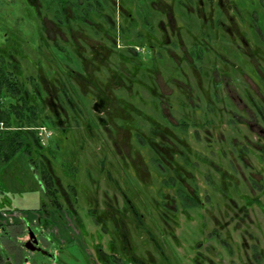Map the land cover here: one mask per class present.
I'll list each match as a JSON object with an SVG mask.
<instances>
[{
    "label": "rangeland",
    "instance_id": "374dc122",
    "mask_svg": "<svg viewBox=\"0 0 264 264\" xmlns=\"http://www.w3.org/2000/svg\"><path fill=\"white\" fill-rule=\"evenodd\" d=\"M38 1L41 14L47 11L45 35L78 40L71 65L48 41L49 46L38 48L41 22L28 0H0V53L15 59L22 79L41 78V89H49L42 120L55 110L64 114L62 123L54 122L60 129L47 127L51 135L43 150L59 178L61 215L47 217L51 204L27 156L17 152L0 168V222L4 216L28 219L39 249H24L27 236L18 240L21 235L10 230L11 242L6 234L4 241L0 237L6 248L0 264L25 259L30 264H104L102 254L111 264H193L198 250L204 255L199 264H264V124L250 102L264 109V43L251 26L256 14L264 23L258 1L150 0L143 17L149 30L133 1L110 0L108 11L117 23L114 46L107 31L92 35L81 24L75 39L56 29L50 10ZM127 22L141 34L126 36L130 44L118 32ZM192 41L210 47L195 62L188 53ZM147 44L153 45V58ZM130 54L149 68H136L127 60ZM65 63L67 79L57 69ZM59 81L70 104L61 97ZM177 122L187 126L172 127ZM155 123L168 128L164 142L178 154L170 157L163 146L162 153L174 163L163 173L154 165L157 153L135 139L136 132L149 137V124ZM154 140L161 142L155 135ZM179 189L196 192L203 208L177 213ZM120 192L138 206L140 226L126 217ZM100 210L107 217L106 231L95 220ZM171 233L177 235L174 241ZM200 238L201 249L196 247Z\"/></svg>",
    "mask_w": 264,
    "mask_h": 264
},
{
    "label": "trees",
    "instance_id": "16d2710c",
    "mask_svg": "<svg viewBox=\"0 0 264 264\" xmlns=\"http://www.w3.org/2000/svg\"><path fill=\"white\" fill-rule=\"evenodd\" d=\"M31 1L32 0H28L30 4H32ZM40 3L46 10H50L48 13H50L53 19V25L56 29H60L64 33L71 32V36L75 34V39L78 38L77 26L81 24L86 25L92 35H98L101 32L107 31L114 46L116 40L114 32L116 31L117 23L114 21L111 11H108V7L111 6L110 0H40ZM46 14L47 11L41 14L40 8H37L36 17L41 22L40 28H38V48L41 49L42 47L49 46V43H51L52 48L57 54H65L69 50V47L79 52V44L76 43L78 40L62 39V41H59L57 40L58 37L53 38L50 35L44 34L45 32L43 31L46 30V26L42 17L48 18ZM139 14L142 19L145 17L143 16L145 12H139ZM145 20L143 19L144 26H146ZM133 27L134 25L132 22L123 23L118 27V32L120 33L123 43L130 42L128 37H126L130 34L134 33L135 38L141 36L139 32L133 30ZM146 28L148 27L146 26ZM148 29L151 30V28ZM131 42L133 43V40ZM139 45H142V43ZM137 56L138 55L130 54L129 57L127 56V60L134 63L136 68L142 69L143 63L136 61ZM14 60L15 59L12 57L5 58L3 54L0 53V122L5 126L4 129H0V168H2L17 152H23L28 158L30 168L41 182L44 195L50 199L55 208L59 209L61 206L57 196L59 189L56 183L53 182V174L49 168L51 161L49 157L43 153L46 145L42 143V140L38 136L37 127H50V125H55L54 127L60 129L54 122L55 119H58L59 123H62L64 114H58V111L55 110L52 116L44 115L42 117L43 120L41 119L44 109V95L47 94V98H50L49 95L51 93L48 88L41 89L38 81L39 79L41 81V78H38L40 77L39 75H37L38 84L33 76L22 79L19 71L15 69L17 65ZM59 84L62 86L60 87L61 97L70 104L71 98L64 84L61 81H59ZM57 99L60 102L63 101L59 96H57ZM61 108L64 109L63 106H61ZM171 125L172 127L187 126L185 122H177ZM149 128V137L144 138L145 136H143L142 132H136L135 139L141 146H151L158 155L159 150H155L156 147L164 146L165 148L169 145L164 141L157 142L154 140V135L158 136L157 129H159V127L157 125L149 124ZM164 133L166 136L169 135L168 130ZM46 151L51 152L48 148ZM161 158H164L167 163H164ZM154 163H156V166L160 168L159 170L163 173L168 167V164H172L173 162L160 152V156L158 155ZM169 179H172V177ZM179 192L181 193H178V195L183 210L189 212L193 208L198 207L199 198L195 193L193 195H188V193L181 189H179ZM190 233L193 236L196 231L190 230ZM195 238H198L197 234ZM198 246H201V240L197 241L196 247Z\"/></svg>",
    "mask_w": 264,
    "mask_h": 264
},
{
    "label": "flooded vegetation",
    "instance_id": "af4514ba",
    "mask_svg": "<svg viewBox=\"0 0 264 264\" xmlns=\"http://www.w3.org/2000/svg\"><path fill=\"white\" fill-rule=\"evenodd\" d=\"M131 1H133L134 2V5L136 6V9H137V11L138 12H145V15H143V16H145V17H147V15H148V13H147V11H149V2H150V0H131ZM258 1V3H259V5H261V7L264 9V0H257ZM32 2V6H33V12H34V14H35V16H36V13H37V7H38V5H39V1L38 0H36V3L35 4H33V0L31 1ZM186 2H188V3H190L189 2V0H186ZM145 24H146V26L148 27V28H150V24H149V22H148V20L146 19L145 20ZM263 25H264V23H263ZM263 25H262V21L260 22L259 20H258V14H256V16L254 17H252L251 18V26L253 27V31H254V33L256 34V36H257V38L259 39V40H261L263 43H264V33H263V30H262V28H263ZM54 38V37H53ZM210 39V38H209ZM63 40H65L64 38H63ZM213 44H215V43H213ZM152 44H147V47L146 48H148L147 49V52H148V54H149V57L151 58L152 57V55H154V53H152V50H151V48H152ZM206 44L204 45L203 43H201V44H197V43H195V42H191V44H190V47L188 48V53L191 55V57H192V59L194 60V62L196 61V60H200L199 59V55H201L202 53H204V51L206 50L205 48H206ZM81 47V46H80ZM216 47H218V44H217V46ZM53 49V48H52ZM91 49V48H90ZM207 49H210V47L209 46H207ZM73 51L76 53V51L73 49H71L70 47H69V50L65 53V54H63L64 55V58L66 59L64 62H68V64H70L71 65V63L72 62H70V60L71 59H73ZM77 55V54H76ZM149 58V59H150ZM153 58V57H152ZM153 61H154V59H153ZM142 67H144V68H149V66L145 63V62H143V66ZM59 71H60V74H62L63 72L66 74L67 73V71H66V63H65V66L63 67V69L62 68H57ZM65 69V70H64ZM69 74L70 73H67V76H66V79L68 78V76H69ZM212 85L214 86V87H216L217 86V83L213 80V83H212ZM217 98V97H216ZM238 101H239V103L240 102H242V98H241V96H238ZM253 105H254V108H255V113H256V115L260 118V120H261V122L264 124V109H262V107L260 106V105H258L256 102H254L253 100H251L250 101ZM155 125H156V123H155ZM158 126V125H157ZM46 127V126H45ZM159 127V129H157V133H158V137H159V139L161 140V142H163L165 139H166V135H165V133L164 132H167V127L165 126V125H161V126H158ZM5 128V126H4V124L2 123V122H0V129H4ZM47 128V127H46ZM48 130V129H47ZM163 130H166V131H163ZM51 135V132H50V130H48V134H47V136L43 139V141H42V143L43 144H45L46 145V140H47V138H49V136ZM166 148V147H165ZM167 148H168V152H167V154L170 156V157H173L174 155H178L177 154V152L176 151H173L172 150V148H170V146H167ZM156 149H158L159 150V153H158V155L160 156V152L162 153V151L164 150L163 149V147H161V146H158V147H156L155 148V150ZM170 153V154H169ZM172 153V154H171ZM50 159V158H49ZM174 164V163H173ZM172 164V165H173ZM154 165H155V167L156 168H158L157 166H156V163H154ZM176 165V164H175ZM119 167H123V169H126L123 165H118ZM159 167H160V165H159ZM172 167V166H171ZM173 167H175V166H173ZM49 168L51 169V171H52V174H53V178H54V180H53V182L54 183H56V185L58 186V189H59V187H60V182H59V178L58 177H56L55 175H54V170H53V168H52V165L50 164L49 165ZM175 168H177V167H175ZM160 168H158V170H159ZM160 171V170H159ZM106 172H108V171H106ZM161 172V171H160ZM37 177V176H36ZM40 182V181H39ZM40 184H41V182H40ZM179 185V184H178ZM180 186V185H179ZM59 191V190H58ZM120 194V197H121V199H122V201H125V203L127 204V208H128V214L126 215V217L129 215V217H131L132 216V218H133V220L136 222V225H139L140 226V224H141V218H140V216H141V214H138L137 213V209H138V206L136 205H134V203H133V200L132 199H129L126 195H123L122 194V192H120L119 193ZM195 194H196V196L198 197V194L195 192ZM117 196V195H116ZM163 196H165L164 194H163ZM162 196V197H163ZM161 197V199H160V204H161V207H163V208H165V206H166V203H165V200H164V198H162ZM47 198V197H46ZM199 198V197H198ZM48 199V201L50 202V204H51V211L50 210H48L47 211V213L49 212V214L47 215V213H45V215L44 216H46L47 215V217L48 216H51V215H53V216H55V215H61V213H60V211L57 209V208H55L54 207V205L52 204V202L50 201V199L49 198H47ZM203 201L202 200H200V198H199V205H198V207H201V208H203ZM95 207H96V205H95ZM149 208V207H148ZM176 208V207H175ZM96 209V208H95ZM43 210L45 211V208H43ZM178 210H179V212H177V213H180V210H183L182 209V207H181V205H179V207H178ZM177 210V208H176V211H178ZM76 211V210H75ZM99 212V220L98 219H95L96 220V223L99 221V222H101L102 224H103V227H102V229L104 230V231H106L107 229H106V226H105V223H107V217H106V214L104 213V212H101V210L100 211H98ZM190 213H192V210H190L189 212H187L186 210H183L182 212H181V214H187V215H190ZM73 215V214H72ZM136 215H137V217H136ZM139 215V216H138ZM22 215H19V217H21ZM123 216H124V214H123ZM122 216V217H123ZM128 217V218H129ZM110 218H112V214H111V217ZM140 218V219H139ZM189 218V217H188ZM31 219V218H30ZM73 219L75 220V217H73ZM184 219L185 220H183V223H185V221H188V220H186V217H184ZM3 220V222H0V229H1V231H0V237L3 239V241H4V239H5V236L7 235L8 237L6 238L7 240H9V237H10V235H14V233L15 234H17V236H19V235H21V236H19V237H25V236H27V239H25L24 241H22V244H23V247H24V249H26V250H28V251H30L27 247H25V242L29 239V237H28V232L30 231V224H28V219H26V218H24V217H21V218H19L18 219V216H16V217H6V216H4V218L2 219ZM32 222H36V220L38 221V217L35 215L32 219ZM109 220H111V219H109ZM121 220H124V219H121ZM10 221H12V222H10ZM78 221H79V219H78ZM80 222V221H79ZM181 223V222H180ZM26 224V227L24 226ZM81 224V223H80ZM6 225V226H5ZM12 225V229H10L9 227ZM75 226L77 225V224H74ZM77 228H79V226L77 225L76 226ZM64 228H66V230L68 229V227H67V225H65V227ZM63 228V229H64ZM10 230H12L13 232H11ZM146 231V230H145ZM161 231H162V229H161ZM19 232H21V233H23V234H19ZM64 232H65V229H64ZM163 232V231H162ZM13 233V234H12ZM4 234H6V235H4ZM34 234V233H33ZM173 234V238H172V240L174 241V239H176L177 238V235H175V237H174V233H171V234H169V235H172ZM35 237H36V243H34L33 245H31V246H34L35 247V249L34 250H38L39 248L37 247V239H38V237L36 236V235H34ZM15 237H16V235H15ZM201 239V238H200ZM17 240V239H16ZM18 240H23V239H18ZM31 240V239H30ZM176 241V240H175ZM2 242V241H1ZM9 242H11L10 240H9ZM31 242H32V240H31ZM16 243H19V241H17ZM201 243H202V239H201ZM202 246V245H201ZM111 248H112V246H111ZM159 248H160V246H159ZM197 248H199V247H197ZM161 249V248H160ZM199 249H201V248H199ZM8 251V250H7ZM31 251H33V250H31ZM98 251H99V249H98ZM4 252H6V248H5V246L2 244V243H0V262L1 261H3L4 260V258L1 260V257H3L4 256ZM13 252V251H12ZM3 255V256H2ZM201 255H203V253H201V251H196V258L194 259L193 258V260H191L192 261V263L193 264H199L200 263V259L201 258H203L204 257V255L203 256H201ZM101 257H102V260H103V262H104V264H111L110 263V260L107 258V256L106 255H104V254H102L101 255ZM105 257V259H103ZM106 260V261H105ZM6 262H7V260H6ZM26 262H29L27 259H25L24 260V262H23V264H25ZM20 263V262H19Z\"/></svg>",
    "mask_w": 264,
    "mask_h": 264
},
{
    "label": "water",
    "instance_id": "95a60500",
    "mask_svg": "<svg viewBox=\"0 0 264 264\" xmlns=\"http://www.w3.org/2000/svg\"><path fill=\"white\" fill-rule=\"evenodd\" d=\"M28 237H29V239L25 242V247H27L31 251V250H34L35 249V247L34 246H31V245H33L34 243H36V237L34 236V234L31 231L28 232ZM30 239L32 240V242H31Z\"/></svg>",
    "mask_w": 264,
    "mask_h": 264
},
{
    "label": "built area",
    "instance_id": "2783aa9c",
    "mask_svg": "<svg viewBox=\"0 0 264 264\" xmlns=\"http://www.w3.org/2000/svg\"><path fill=\"white\" fill-rule=\"evenodd\" d=\"M37 134L40 137V139L43 141V139L47 136L48 130L45 126H39L37 127Z\"/></svg>",
    "mask_w": 264,
    "mask_h": 264
},
{
    "label": "crops",
    "instance_id": "0c3cea01",
    "mask_svg": "<svg viewBox=\"0 0 264 264\" xmlns=\"http://www.w3.org/2000/svg\"><path fill=\"white\" fill-rule=\"evenodd\" d=\"M21 239H23V237H21ZM25 264H30L29 262H26Z\"/></svg>",
    "mask_w": 264,
    "mask_h": 264
}]
</instances>
